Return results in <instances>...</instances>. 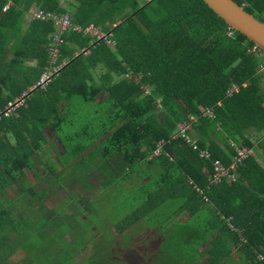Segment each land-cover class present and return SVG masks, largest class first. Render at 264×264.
Returning a JSON list of instances; mask_svg holds the SVG:
<instances>
[{"label": "trees", "instance_id": "1", "mask_svg": "<svg viewBox=\"0 0 264 264\" xmlns=\"http://www.w3.org/2000/svg\"><path fill=\"white\" fill-rule=\"evenodd\" d=\"M233 1L264 21V0ZM31 8L68 12L72 23L81 30L69 29L62 35L58 62L65 63L47 88L31 90L24 105L0 119L7 120V129L0 135V190L14 185L19 191L18 198L13 197L19 204H13V198L6 193L0 194L7 197L0 205V264H16L9 256L18 250L23 255L19 261L22 264L82 263H75L68 255L71 244L75 243V251L81 247L69 233L78 227L61 219L74 215L72 210L78 206L68 202L76 193L68 189L60 200L63 206H44L48 191L36 188L24 174L25 169L32 170L36 165L30 157L48 142L42 132L47 127L60 142L62 155L69 148L76 155L84 151L98 161L114 158V163L101 164L103 172L113 167L116 173V168L123 166L129 170L136 167L143 174L155 169L157 178L144 194V206L134 211L145 215L149 206L161 199L162 204L168 201L177 205L162 206V235L155 237L162 238V255L167 246L169 249L176 244L173 256L178 264H197L203 258L205 264H224L230 256L236 257L238 264H264V167L244 147L252 144L249 130L256 131L259 145L263 146L264 72L259 69L263 56L249 51L255 44L229 28L203 0H0V83L10 92L0 96V109L28 90L47 63L54 27L52 22L41 20L25 24V13ZM89 24L101 28L113 43L101 39L90 44L94 37L82 32ZM82 47L89 48V54H75ZM9 49L13 57L3 62ZM25 59L29 62L26 65ZM232 85L237 89L229 94ZM50 88L59 91L56 98L80 95L85 102L97 104L73 135L62 130L66 119H59V107L48 102L47 116L38 115L40 123L17 124L20 109L37 107L40 98H32L33 93L49 94ZM103 90L105 96L98 99ZM48 116L55 118L54 125L48 124ZM184 122L192 125L187 135L196 137L195 149L184 138H171ZM93 124L96 129L92 131ZM221 128L229 130L231 141L239 144L227 142V153L213 145L211 139V133L218 134ZM8 132L15 144L10 143ZM82 137V142L67 145L70 139ZM161 139L165 141L161 151L153 155ZM237 148H245L247 154L230 170L235 177L220 175L213 180V162L218 160L228 168L237 156ZM202 150L209 155H201ZM37 162L46 165L47 182L56 180L61 186L65 183V162L56 166L41 156ZM34 177L36 181L43 179L38 171ZM8 206L13 208L11 224L4 225L1 220ZM56 209L65 210V215L51 216ZM182 212L202 224L191 226L185 217L178 218ZM158 221L156 217L154 227H158ZM10 250L12 253L5 258L3 253ZM154 251L156 254V248ZM102 262L90 259L86 264ZM106 263L112 264L109 259Z\"/></svg>", "mask_w": 264, "mask_h": 264}, {"label": "rangeland", "instance_id": "2", "mask_svg": "<svg viewBox=\"0 0 264 264\" xmlns=\"http://www.w3.org/2000/svg\"><path fill=\"white\" fill-rule=\"evenodd\" d=\"M62 4L66 5L65 2H62ZM25 14L24 23L27 24L32 19L29 16V11H26ZM77 52H79V50ZM10 55L13 57V54L10 53L9 49L2 58L3 62L10 61ZM26 63H28L27 59L23 61L24 65H26ZM99 72L100 71H98V73ZM0 88L2 89L0 90V96L10 93L9 89H6L3 85H1V83ZM50 89L51 90H49V94L43 93L44 95H42L40 92L33 93L32 98H40L39 102L35 101L37 107L35 109H20L17 114L18 116H21V118L17 119V124L24 125L27 122L40 123L38 121V115H41L40 113H42L46 114L47 116L49 111L47 107L48 102L49 105L56 104L59 107L58 118H62L63 120L66 119L62 123L61 128L66 133H69V135H73L80 125H82L88 119V117L92 115V111L95 107H97V104L93 105L90 102H85L80 95H73L70 98H56V96L59 94V91H56L54 88ZM55 92L57 93L55 94ZM105 94L106 92L104 90L101 91L98 94V99H102ZM68 107L70 108L69 110ZM67 110L68 115L64 116L63 114ZM6 121L7 120H5V118L0 120V135L4 132L1 124ZM55 121V118L52 116L48 118V124L54 125ZM20 126H17L18 131H20ZM94 129H96L95 124L92 125L91 130L93 131ZM228 131L229 130L223 131V128H221L218 134L222 135L223 137H220L216 132L214 133L215 135L211 133L213 145H217L225 153L228 152L226 146L227 142L230 143V145H238V142L231 141V134ZM58 133L60 132L58 131L57 134ZM247 133L251 138H253V140H257L256 131L250 130ZM43 134L46 136L48 142L46 141L44 144L42 148L43 151L37 150L33 155L34 157H30V159H32L30 162L36 163V165L33 166L32 170L25 169L24 174L28 178L29 182L35 184L36 188L44 187L47 190H50L52 192V196L56 197V199L57 196L60 198L64 197L69 188H71V194L72 192L73 194L74 192L76 193L74 194L75 197L70 202H68V205L71 203L75 206H78L75 210H72L74 215L73 213H70L69 216H64L65 210L60 211V209H56L54 212L50 213L51 216L59 213L61 216H64L61 218L63 219L64 223H68V225L71 227H78L77 231L74 227V229L72 228L69 230L71 236H74V240L78 244H81V247L77 251L74 249L76 246L74 245L75 243L71 244L72 248L69 249L68 255L72 256L75 263L82 262L83 264H86V262L90 259H102V264H108L106 262L109 259L112 264H178L175 263V258L173 256V254H175L176 244L169 249L167 246V249L164 250V257H162V238L155 240V237H157L158 234L159 237L162 235V229L160 228L162 221V206L177 205H174L173 202L168 204V201L162 204L161 199L160 203H156L155 206H149L148 212L145 215L141 214L139 216V214L134 211L137 207L144 206V194L146 193L147 189L153 186V182L157 178L154 174L155 169L150 170L151 173L143 174L142 172H139L136 167H130L129 170V167L123 166L121 169L116 168L117 174L115 173V170H113V167H111L110 170L103 172L101 170V164L108 165V162L114 163V158L98 161V158H92L90 154H86L84 151L76 155L75 150H69V148H67L68 150L63 153L64 155H62V146L56 135L49 129L43 131ZM10 135L11 134H8V136ZM9 139L10 141L12 140V138ZM83 140L84 137L80 139H70L67 145L71 147V145H74L77 143V141L82 142ZM50 141H52L53 144L49 143ZM153 155L158 154L156 151H154ZM40 156L43 161L56 164V166L57 164L59 165V162H65L64 164L68 165V169L66 171L67 173L62 175L64 176L63 180L68 182V185L63 183L61 186L58 184V181L56 182V180H51L52 183L49 187L42 179H40V181L35 180L34 174L36 170H39V172H42L43 174L47 173V169L43 166V164L37 162ZM85 159H87V161H85ZM59 167H62V165ZM144 168L146 169V167ZM89 169H94V171L90 173L88 171ZM61 170L63 171L62 168ZM123 170L126 172L123 173ZM90 175L96 178H91ZM18 192V189L14 185H7L0 190V194L6 193V195L11 198L14 197L15 199L18 198ZM71 196L73 197V195ZM14 198L9 199L13 204H19V202H16L17 200H14ZM86 198H88V204L82 205ZM4 199L7 200V197L0 196V205H3L1 200L5 201ZM61 203L63 202L56 201L54 206H63ZM54 206L52 207L54 208ZM4 210L7 211L5 218L1 220L2 224H11L9 215L12 213L13 208L10 210L8 206ZM16 212L17 211L14 209L13 213L16 214ZM151 213L152 215H150ZM203 213L205 214V210ZM31 214L32 219L34 220V212L32 209ZM136 216H139V220L134 222ZM187 216V212H182L178 215V218L185 217L186 220H188V224L191 226L202 224V222L196 217L190 215V218H188ZM156 217L159 220L158 227H154L157 224ZM54 218L58 220L59 217ZM129 222H131L130 225H128ZM190 227L188 229H190ZM78 230H81L79 232H81L80 234L83 235L82 238H80V235L77 233ZM65 238L66 241H69V235H66ZM155 248L157 251L156 254L154 251ZM10 249H12L11 245ZM11 253L12 251L10 250L9 253H3V256L7 258V255L9 256ZM22 256V253L18 250L9 256V260L18 264ZM148 256L150 259L149 262L147 261ZM237 261L238 259L236 257L231 258L230 256V258L225 260L224 264H238ZM205 263V259L203 258L197 264Z\"/></svg>", "mask_w": 264, "mask_h": 264}, {"label": "built area", "instance_id": "3", "mask_svg": "<svg viewBox=\"0 0 264 264\" xmlns=\"http://www.w3.org/2000/svg\"><path fill=\"white\" fill-rule=\"evenodd\" d=\"M7 5L4 7V9ZM29 16L32 20H41V21H50L53 24L54 30L51 34L50 44L48 46V59L47 63L42 68L38 79L34 84H32L28 90L23 91L19 96L14 97L12 100L6 102L4 107L0 109V119L2 117H8L11 114L15 113L19 107L25 104L26 97L29 95L31 90L41 88L45 89L49 85V83L58 75L60 69L65 63V60L58 62V56L60 52V46L64 43V38L62 35L67 32L69 29L80 31L81 28L76 26L71 21V16L68 12L56 13L50 10H45L41 8H32L29 9ZM264 22V21H263ZM82 32L91 35L94 37L90 44H93L97 40H104L107 43H113L110 39H108V34L101 30V28L94 26L93 24H89L85 28H83ZM229 35L232 34L231 31L228 32ZM251 52H255L258 55L263 56V63L260 64L259 69L264 71V51L261 50L257 45H254L249 49ZM80 52L87 54L89 53V48L82 47ZM234 89H237L235 85H232L228 90V93ZM148 93V90H145ZM210 110H207V114H210ZM206 113V112H205ZM192 129V125L189 122H184L179 124L178 130L176 133L171 134V138L175 139L177 137L184 138L186 142H189L191 147L195 149L197 147V143L195 139H191L187 135V131ZM164 139H161L157 142L156 151L157 154L160 153L161 147L164 144ZM153 151V152H154ZM201 155H209L207 150L200 151ZM247 154V150L245 148H237V156L235 160L230 164V166L224 167L218 160H215L214 169L216 173L213 174V180L219 179L220 175L231 177L232 179L235 177L233 173H231V169L235 168L236 162L243 159Z\"/></svg>", "mask_w": 264, "mask_h": 264}, {"label": "water", "instance_id": "4", "mask_svg": "<svg viewBox=\"0 0 264 264\" xmlns=\"http://www.w3.org/2000/svg\"><path fill=\"white\" fill-rule=\"evenodd\" d=\"M203 2L222 18L229 28L245 35L264 51L263 21L256 19L244 9L243 5H239L233 0H203Z\"/></svg>", "mask_w": 264, "mask_h": 264}, {"label": "crops", "instance_id": "5", "mask_svg": "<svg viewBox=\"0 0 264 264\" xmlns=\"http://www.w3.org/2000/svg\"><path fill=\"white\" fill-rule=\"evenodd\" d=\"M87 48V47H86ZM80 49L81 48H78L76 51H78L79 50V52H77V54L78 53H82V52H80ZM89 52H90V49H89ZM76 54V53H75ZM84 54V53H83ZM87 54H89V53H87ZM87 54H85V55H87ZM29 63V62H28ZM262 72H264V71H262ZM261 86H262V90H263V93H264V73H263V76H262V78H261ZM13 122V121H12ZM12 122H10V125L12 124ZM1 127H2V129H7L6 128V124H5V122H3L2 124H1ZM48 128L49 127H47V128H45V129H43L42 130V132L43 131H45V130H48ZM250 131V130H249ZM9 134L11 133V132H8ZM25 134V133H24ZM45 136V135H44ZM46 137V136H45ZM10 138H12V140H11V144H15V138L13 137V135L11 134V137ZM195 139H196V137H194ZM250 140L252 141V144H251V146H245L244 145V147L245 148H247L248 149V153L250 154V155H252L263 167H264V136L263 137H261V142H263V146H260L259 145V141L258 140H253V138H251L250 137ZM1 142L2 141H0V144H1ZM239 145V144H238ZM45 168H46V165H43ZM47 169V168H46ZM36 171H38L39 172V170H36ZM41 175H42V180L44 181V182H46L45 184L46 185H48L49 187L51 186L50 184L51 183H49V182H47L46 181V178H48L49 177V172H48V169H47V173L46 174H43L42 172H39ZM35 175V174H34ZM91 178H94V177H92V176H90ZM65 183L64 184H66V185H68V182H66V181H64ZM40 184H42V183H40ZM40 184H39V186H40ZM35 185V184H34ZM43 186V185H42ZM43 189H45V190H47L46 188H44L43 187ZM70 189V188H69ZM48 192H47V195H46V197H45V199H44V206H54V204H55V202L56 201H58V202H60V200H62V198L63 197H58L57 196V199H56V197H53L52 196V192L50 191V190H47ZM67 195V193L65 194V196ZM86 204H88V198H86L85 199V202L82 204V205H86Z\"/></svg>", "mask_w": 264, "mask_h": 264}]
</instances>
